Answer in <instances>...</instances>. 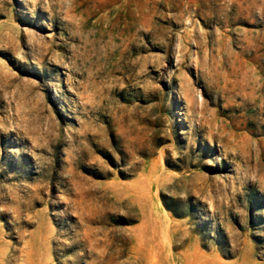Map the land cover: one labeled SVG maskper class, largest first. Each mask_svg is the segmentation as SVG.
<instances>
[{
	"label": "rangeland",
	"instance_id": "1",
	"mask_svg": "<svg viewBox=\"0 0 264 264\" xmlns=\"http://www.w3.org/2000/svg\"><path fill=\"white\" fill-rule=\"evenodd\" d=\"M0 264H264V0H0Z\"/></svg>",
	"mask_w": 264,
	"mask_h": 264
}]
</instances>
